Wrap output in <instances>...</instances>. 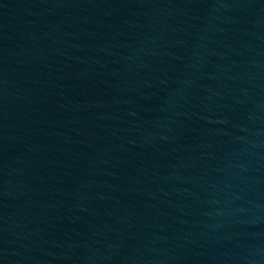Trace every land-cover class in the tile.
<instances>
[{
  "label": "water",
  "instance_id": "95a60500",
  "mask_svg": "<svg viewBox=\"0 0 264 264\" xmlns=\"http://www.w3.org/2000/svg\"><path fill=\"white\" fill-rule=\"evenodd\" d=\"M0 264H264V0H0Z\"/></svg>",
  "mask_w": 264,
  "mask_h": 264
}]
</instances>
